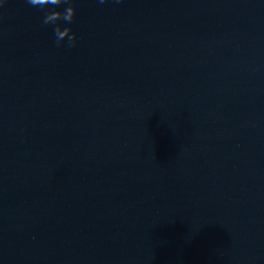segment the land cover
<instances>
[{"label": "water", "instance_id": "water-1", "mask_svg": "<svg viewBox=\"0 0 264 264\" xmlns=\"http://www.w3.org/2000/svg\"><path fill=\"white\" fill-rule=\"evenodd\" d=\"M73 2L0 5V264H264V0Z\"/></svg>", "mask_w": 264, "mask_h": 264}, {"label": "clouds", "instance_id": "clouds-1", "mask_svg": "<svg viewBox=\"0 0 264 264\" xmlns=\"http://www.w3.org/2000/svg\"><path fill=\"white\" fill-rule=\"evenodd\" d=\"M30 4L40 6L46 9V15L43 22L45 24L55 22L59 18H63L65 21H72L76 11L73 0H29ZM5 0H0V5H3ZM66 4L64 10H59L56 6ZM67 37V43L69 46H75L76 33L72 31L71 24L62 27L60 24L55 26V42L57 45L64 43V38Z\"/></svg>", "mask_w": 264, "mask_h": 264}]
</instances>
